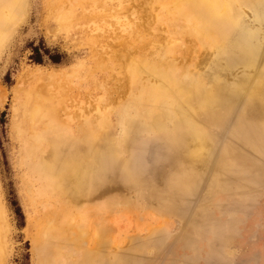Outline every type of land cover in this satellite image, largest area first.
I'll use <instances>...</instances> for the list:
<instances>
[{"label": "rangeland", "instance_id": "1", "mask_svg": "<svg viewBox=\"0 0 264 264\" xmlns=\"http://www.w3.org/2000/svg\"><path fill=\"white\" fill-rule=\"evenodd\" d=\"M151 1L27 0L25 15L12 19V29L0 42V198L8 229L5 264H47L34 248L41 230L51 221L67 228L76 219L91 224L62 247L60 256L52 255V264H264V71L260 69L246 75L240 87L254 90L251 84L263 77L257 98L242 92L220 98L213 106L214 115L198 113L189 124L183 121L175 129L161 118L144 123L135 116V109H131L129 126L122 127L126 117L119 104L111 103L96 150L98 163L86 169L95 179L65 209L67 220L53 214L59 206L57 196L41 188L32 165L44 144L28 151L33 122L25 119V112L33 101L27 92L32 89L43 97L45 90L58 91L56 114L59 119L69 117L67 127H76L54 155L68 157L74 140L80 138L82 119L91 114L97 117L102 105L97 103L107 104L115 97L116 92L103 97L99 87L108 79L112 91L123 76L119 72L123 61L117 54L131 53L137 45L126 40L127 45H121L124 35L117 22L132 21L134 11L143 22L148 6L155 9L160 4ZM89 9L95 10L90 18ZM96 21L103 25V33ZM221 29L217 26L213 31ZM40 42L61 53V61L52 63L44 56L43 63H34L29 45ZM48 77L54 78L48 81ZM190 98L193 105L198 103V95ZM150 102L146 98L142 104ZM150 111L155 113L151 105ZM47 123L53 130L52 121ZM202 139L206 144L193 153V142ZM55 160L48 167H55ZM72 212L82 216L73 219Z\"/></svg>", "mask_w": 264, "mask_h": 264}, {"label": "bare ground", "instance_id": "2", "mask_svg": "<svg viewBox=\"0 0 264 264\" xmlns=\"http://www.w3.org/2000/svg\"><path fill=\"white\" fill-rule=\"evenodd\" d=\"M154 1L160 3L158 8L152 9V5L148 6L150 10L146 13L147 17L143 22L138 20L140 17L135 14L136 11L133 12L132 21H125L124 24L117 22V25H120L119 31L125 36H121L122 42L119 40L118 42L124 46L123 43L127 41H137V45L134 51H129L131 53L117 54L123 61L119 63V72L123 76L119 78V82L117 81L115 89L111 91L112 84L107 86L108 79L102 85L97 80L103 97L110 92H116L115 97L112 96L107 104L100 101L97 103V106L102 104L97 112L98 116L95 114L97 117L91 114L84 117L88 118L82 119L78 125V133L81 136L73 141L74 148L68 157L58 159L59 157L54 155L56 148L59 150L64 143H68L71 130L76 127L75 125L73 127L70 125L72 128L67 127L69 124L66 120L69 117L66 120L58 118L56 108L59 107V101L56 107L57 98L54 99V94L58 91L53 94L51 90H45L43 97H41L42 93L32 89L26 91L28 99L33 101L29 108L26 107L25 112V119L33 122L28 135V151L34 152L35 145L44 144L32 167L42 181V190L52 197L57 196L59 206L54 207L53 214L61 216V220H67L68 214L65 209L88 188L90 180L95 179H90L86 169L95 167L98 163L96 150L100 134L105 130V121L110 110L113 109L111 103L119 104L117 109L126 117L122 120L121 125H124L122 127L129 126L128 122L132 118L131 109H135L137 112L135 116L144 123L152 124L155 119L161 118L165 125L175 129L183 121L189 124L198 113L202 116L214 115L213 106L220 98L241 92L247 93V97L251 98H257L261 94L258 86L263 83V77L251 84L254 90L242 91L240 87L246 75L257 69L264 71V0ZM27 6V0H0V42L7 38L12 19L17 16L23 17ZM101 7L103 9L104 6ZM92 10L88 11L89 18L95 13V10ZM103 10L106 14V9ZM110 10L108 8V11ZM96 23H98L97 30L103 33L105 31L103 25L97 21ZM141 25L143 30L138 28H142ZM217 26H221L222 29L214 32ZM206 35L210 37L204 38ZM118 45L117 43V48ZM53 78L48 77V81ZM191 95H198V101L195 100L197 104L191 103ZM146 98L151 101L148 105L142 104L143 99ZM150 105L155 109V113L150 111ZM197 108L199 112L195 110ZM47 121H52L53 130L49 129ZM48 131L53 135L52 133L50 136L48 133L46 135ZM118 141L122 142V139ZM193 144L192 152H200L206 140L195 141ZM53 159H56L57 163L55 167L50 168L48 164ZM73 215H71L73 219L76 217L80 219L82 213L75 212ZM77 220L70 221L67 228L59 227L58 222L51 221L44 230H41L40 238L38 237L40 240L35 243L34 248L37 254H43L47 264H52V255L60 256L62 247L83 235L86 226L91 224L89 220L88 222ZM7 233V218L0 198V264H5L7 258ZM45 253L50 255L44 257Z\"/></svg>", "mask_w": 264, "mask_h": 264}, {"label": "trees", "instance_id": "3", "mask_svg": "<svg viewBox=\"0 0 264 264\" xmlns=\"http://www.w3.org/2000/svg\"><path fill=\"white\" fill-rule=\"evenodd\" d=\"M29 47L31 48V54L29 58L37 64L43 63L44 56H47L52 63L56 64L59 63L63 57L61 53L55 50L52 51L43 42H40L36 45L31 44Z\"/></svg>", "mask_w": 264, "mask_h": 264}]
</instances>
